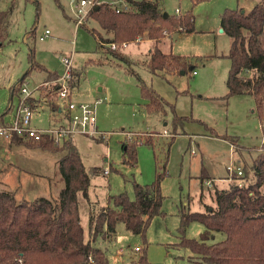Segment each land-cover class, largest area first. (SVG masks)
I'll return each mask as SVG.
<instances>
[{"label": "rangeland", "instance_id": "1", "mask_svg": "<svg viewBox=\"0 0 264 264\" xmlns=\"http://www.w3.org/2000/svg\"><path fill=\"white\" fill-rule=\"evenodd\" d=\"M260 1L160 0L164 12L170 16L188 12L194 16V31L167 32L160 40V47L190 57L196 74L193 70L185 74L178 70L153 74L146 66L147 52L153 44L146 34L136 37H140L138 43L127 41L128 47L114 41L118 48L112 51L119 56H111L109 50L98 47L92 29L104 37H112V34L104 31L91 16L78 26L69 0H38V4L33 0H0V11H8V38L0 47V116L9 106L7 115L16 111L23 96L18 91L11 99L12 89L26 73L21 87L27 86L36 96L47 97L53 106H60L54 87H41L36 92L47 78V72L32 68L33 62L62 76L66 71L62 57L71 56L73 73L82 71L72 101L95 107L96 128L100 133L77 134L74 142L89 170L93 167L110 170L109 174L102 170L91 175L88 197L80 195V221L87 237H90V208L98 212L110 204V196L122 192L134 199L135 182L148 184L155 180L157 170L167 172L161 182L164 214L154 217L146 238L127 230L123 223H118L113 236L97 238L96 245L106 252L110 264H138L142 255L152 264H203L189 248L176 245L182 236L181 213L204 212L216 206V189L252 179L249 173L246 180L235 179V175L229 180V165L234 162L242 167L252 164L264 151V119L253 96L225 97L231 68L227 54L232 39L222 31V15L226 10L248 12ZM130 6L133 7L131 3ZM46 29L51 34L41 40ZM139 77L169 103L166 113L149 111V101L142 96ZM34 100L27 102L33 108L36 107ZM44 103L33 114L32 125L39 129L53 124L49 107ZM175 115L186 120L174 127ZM146 138L155 144H148ZM22 141L23 145L12 144L10 151L9 141L0 138V180L8 174L11 190L7 191H15L18 201L43 196L58 200L65 185L59 169L64 152L44 153L43 149L27 146L34 143L32 140ZM126 141H136V166L123 161ZM3 151L6 158L1 156ZM6 163H11V168H6ZM208 181H212V186H208ZM0 189L5 190L2 182ZM204 229L202 223L194 221L187 226L184 235L199 238ZM224 236L217 232L209 242ZM136 246L142 251H136Z\"/></svg>", "mask_w": 264, "mask_h": 264}, {"label": "trees", "instance_id": "2", "mask_svg": "<svg viewBox=\"0 0 264 264\" xmlns=\"http://www.w3.org/2000/svg\"><path fill=\"white\" fill-rule=\"evenodd\" d=\"M33 1L39 3L38 0ZM128 1L133 5L130 11L117 13L108 5H101L91 11L90 16L104 31L112 34V37H104L98 30L92 29L98 47L118 57L117 52L103 47L101 42H125L146 34V38L154 42L146 63L151 73L194 71L195 66L190 62V57L167 52L160 47V40L167 32L177 29L194 31L192 13L168 14L165 17L160 0ZM222 27L232 39L227 54L231 68L225 97L245 94L253 96L257 110L264 119V0L248 12L244 9L226 10L222 15ZM7 36L6 10L0 11V47L4 45ZM31 55H34V49H31ZM38 65L35 66L33 62L32 68ZM73 75L72 87L79 84L82 71L74 72ZM26 76L27 73L12 89V97L20 92ZM139 82L142 96L149 101V111L166 113L169 103L140 77ZM5 113L0 116V124H3ZM184 119L186 117L175 115L174 127ZM145 141L155 144L149 138ZM12 143L24 144L18 139ZM27 146L64 152L59 160V169L65 185L58 200L43 196L18 201L15 193L0 189V264H110L106 252L96 245L99 236L105 239L113 236L118 223H123L127 230L146 238L154 217L164 214L162 204L165 197L161 182L167 172L157 170L153 182L134 183V199L122 192L110 196V204L98 212L90 210V240L81 226L80 195L88 197L91 175L99 174L101 167L89 170L73 139L59 145L45 137ZM123 161L131 166L137 165L136 141L123 143ZM243 169L244 175L235 176V179L246 180L249 173H252V179L247 183L236 182L228 188L216 189V206H210L204 212L181 213L182 236L176 245L189 248L203 264H264V151L258 154L252 164H244ZM194 221L202 223L205 229L199 238H187L185 230ZM217 232L223 233L224 238L209 242ZM139 250L142 251V248ZM138 264L152 263L146 255H142Z\"/></svg>", "mask_w": 264, "mask_h": 264}, {"label": "built area", "instance_id": "3", "mask_svg": "<svg viewBox=\"0 0 264 264\" xmlns=\"http://www.w3.org/2000/svg\"><path fill=\"white\" fill-rule=\"evenodd\" d=\"M70 5L74 8L75 12V21L78 26L83 25L90 16L91 11L100 7L101 5H108L113 8L117 13L130 11L133 7L130 6L128 0H69ZM177 10V14H179ZM51 34L49 29H46L44 33L40 36L41 40H44ZM136 41V42H135ZM140 37L136 38L133 41L138 43ZM103 47L110 48L115 50L118 48L117 44L114 41L110 42H101ZM122 46L128 47L129 42H123ZM62 61L66 66V71L62 76H58L54 81L46 80L41 83L37 88H55L56 96L60 101L57 104L59 109H55L56 112L63 113L65 122L57 123L52 125L47 129H39L31 125L34 108L31 107L27 102L29 98H32L34 91H31L27 86H22L20 89V96L15 117L12 122L7 124H0V138H3L9 142H12L14 139L18 140H32L37 142L45 137L53 139L57 143H63L67 140L75 138V135L82 134L93 136L98 132L96 128L97 116L95 107L91 104L85 103H74L72 101V80H73V69L74 62L72 57H62ZM228 171L230 178L233 175L241 177L244 175V169L241 165L235 164V162L228 166ZM105 173H109V169H105ZM229 180H232L231 178ZM208 186H212V181H208ZM92 240L91 236L89 237ZM136 251H140L137 246ZM122 249L120 253H122Z\"/></svg>", "mask_w": 264, "mask_h": 264}, {"label": "crops", "instance_id": "4", "mask_svg": "<svg viewBox=\"0 0 264 264\" xmlns=\"http://www.w3.org/2000/svg\"><path fill=\"white\" fill-rule=\"evenodd\" d=\"M148 41H150V42H152L153 44H152V46L151 47H149V50H148V52H147V58H150L149 57V54H150V50L152 49V47H153V45H154V42L153 41H151V40H149V39H147ZM146 41V40H145ZM161 45V44H160ZM138 46H140V44L138 45ZM162 48V47H161ZM136 53V52H135ZM138 53V52H137ZM108 55H111V56H114V55H112L111 53H109ZM37 68L38 69H40V70H46V72H47V78L44 80V81H46V80H51V79H55V78H57L59 75H58V73H56V72H52V71H50V70H48V69H46L43 65H38L37 66ZM179 73H181V74H185V72L184 73H182V71H178ZM194 73L196 74V71L194 70ZM80 83V82H79ZM79 85V84H78ZM77 85V86H78ZM77 86H74L73 87V91L75 90V88L77 87ZM37 91H39V90H37ZM36 91V92H37ZM20 93V92H19ZM14 96V95H13ZM11 98H12V95H11ZM32 99L34 100V99H36V101H35V103H36V107L34 108L35 110H34V112H33V114L37 111V110H39L40 108H42V104L44 103V104H46L48 107H49V110H50V112H51V117H52V119H53V124L52 125H54V124H57V123H61V122H65L64 120H66V118L64 119V115H63V113L62 112H60V110H59V113L58 112H56V110L55 109H59L56 105H52L50 102H49V100H48V98L47 97H41V95H39V96H36L34 93H33V96H32ZM10 108H11V106H9L8 107V109H7V111H6V113H5V115H7L8 114V112L10 111ZM55 108V109H54ZM15 113H16V111H14V113H13V115H7V116H3V119H2V122H3V124H7V123H10V122H12L13 121V119H14V117H15ZM4 114V113H3ZM2 114V115H3ZM32 120H33V117H32ZM167 124V123H166ZM31 125H32V122H31ZM33 126V125H32ZM50 126H51V124H50ZM74 141H75V138H74ZM10 145L9 146V150L11 151V149H12V147H14V145H12V144H14V143H12V142H7V145ZM7 149V148H6ZM6 151V150H5ZM5 151H3L2 153H1V156L3 157V158H6V156H7V154H6V152ZM41 151H43V150H41ZM44 153H46V152H51V151H46V150H44L43 151ZM63 154V153H62ZM7 164V163H6ZM11 166V163H8L7 164V166H6V168H9ZM11 168V167H10ZM9 170H11V169H9ZM102 170H103V173L104 174H106L105 173V169H103V168H101V172H102ZM101 172H99V173H101ZM13 173V172H12ZM109 173H110V170H109ZM109 173H107V174H109ZM3 178V179H2ZM1 178V180H0V182H2V186H3V188H5V190H11L10 188H9V186H10V178H9V176H8V174L6 173V175L4 176V177H2ZM3 190V189H2ZM10 192H13V193H15V191H10ZM105 206H107V205H105ZM104 207V206H103ZM90 210H91V208H90ZM93 210V209H92ZM137 247V246H136ZM135 247V248H136ZM138 252H141V251H138Z\"/></svg>", "mask_w": 264, "mask_h": 264}, {"label": "water", "instance_id": "5", "mask_svg": "<svg viewBox=\"0 0 264 264\" xmlns=\"http://www.w3.org/2000/svg\"><path fill=\"white\" fill-rule=\"evenodd\" d=\"M168 16V13L167 12H165V17H167ZM222 31H224V29L222 28ZM182 73H184V71H182Z\"/></svg>", "mask_w": 264, "mask_h": 264}]
</instances>
